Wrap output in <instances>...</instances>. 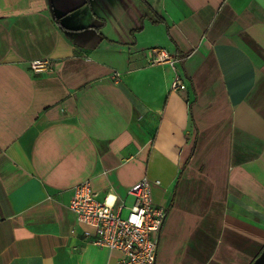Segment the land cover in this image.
Wrapping results in <instances>:
<instances>
[{"label": "crops", "instance_id": "obj_1", "mask_svg": "<svg viewBox=\"0 0 264 264\" xmlns=\"http://www.w3.org/2000/svg\"><path fill=\"white\" fill-rule=\"evenodd\" d=\"M143 177L166 210L155 264L264 249V0H0V264H115L72 187L131 206Z\"/></svg>", "mask_w": 264, "mask_h": 264}, {"label": "built area", "instance_id": "obj_2", "mask_svg": "<svg viewBox=\"0 0 264 264\" xmlns=\"http://www.w3.org/2000/svg\"><path fill=\"white\" fill-rule=\"evenodd\" d=\"M145 57L148 65L167 64L171 68V91L185 87L178 61L167 49L151 47L145 50ZM29 68L34 72L49 70L50 62L32 60ZM113 75L119 76L117 72ZM154 182L159 184V180ZM127 193L134 198L131 206L109 193L100 200L87 179L72 187L69 208L76 222L90 227L83 230L84 238L121 253L115 264H155L159 232L166 218V210L154 205L151 183L145 177L131 185ZM123 210L126 212L122 213Z\"/></svg>", "mask_w": 264, "mask_h": 264}, {"label": "water", "instance_id": "obj_3", "mask_svg": "<svg viewBox=\"0 0 264 264\" xmlns=\"http://www.w3.org/2000/svg\"><path fill=\"white\" fill-rule=\"evenodd\" d=\"M251 264H264V249H262L260 254L253 260Z\"/></svg>", "mask_w": 264, "mask_h": 264}]
</instances>
